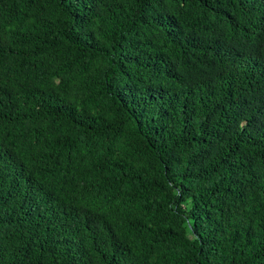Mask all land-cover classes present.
Returning a JSON list of instances; mask_svg holds the SVG:
<instances>
[{
  "label": "trees",
  "instance_id": "1",
  "mask_svg": "<svg viewBox=\"0 0 264 264\" xmlns=\"http://www.w3.org/2000/svg\"><path fill=\"white\" fill-rule=\"evenodd\" d=\"M0 264H264V0H0Z\"/></svg>",
  "mask_w": 264,
  "mask_h": 264
}]
</instances>
